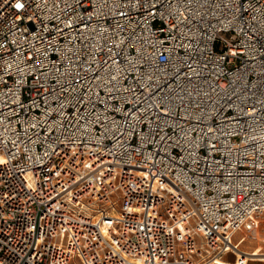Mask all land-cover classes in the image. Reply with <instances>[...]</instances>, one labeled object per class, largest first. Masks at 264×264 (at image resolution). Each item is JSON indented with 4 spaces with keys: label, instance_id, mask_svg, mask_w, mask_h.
<instances>
[{
    "label": "built area",
    "instance_id": "obj_1",
    "mask_svg": "<svg viewBox=\"0 0 264 264\" xmlns=\"http://www.w3.org/2000/svg\"><path fill=\"white\" fill-rule=\"evenodd\" d=\"M256 220L264 0H0V264H250Z\"/></svg>",
    "mask_w": 264,
    "mask_h": 264
},
{
    "label": "rangeland",
    "instance_id": "obj_2",
    "mask_svg": "<svg viewBox=\"0 0 264 264\" xmlns=\"http://www.w3.org/2000/svg\"><path fill=\"white\" fill-rule=\"evenodd\" d=\"M255 223H257V226L254 229L242 228L236 233L234 241L239 248L247 251H264V226L260 225L258 220ZM262 239L263 241H261ZM227 256L224 258L235 261L234 255ZM250 264H264V262L251 261Z\"/></svg>",
    "mask_w": 264,
    "mask_h": 264
},
{
    "label": "bare ground",
    "instance_id": "obj_3",
    "mask_svg": "<svg viewBox=\"0 0 264 264\" xmlns=\"http://www.w3.org/2000/svg\"><path fill=\"white\" fill-rule=\"evenodd\" d=\"M117 214L118 213L115 211L116 217L122 218V217L118 216ZM261 241H263V239ZM241 251H243L244 253H246V255L245 254L244 255L246 256V258H248L247 260H249V261H260V262H264V251H247V250H244V249H241ZM243 252H238V255L239 256L240 255H243ZM218 264H240V263L239 262L236 263V261H232V260H229V259H225L223 257V258H220V260L218 261Z\"/></svg>",
    "mask_w": 264,
    "mask_h": 264
},
{
    "label": "snow or ice",
    "instance_id": "obj_4",
    "mask_svg": "<svg viewBox=\"0 0 264 264\" xmlns=\"http://www.w3.org/2000/svg\"><path fill=\"white\" fill-rule=\"evenodd\" d=\"M16 7L19 8V7H21V5L17 4Z\"/></svg>",
    "mask_w": 264,
    "mask_h": 264
},
{
    "label": "crops",
    "instance_id": "obj_5",
    "mask_svg": "<svg viewBox=\"0 0 264 264\" xmlns=\"http://www.w3.org/2000/svg\"><path fill=\"white\" fill-rule=\"evenodd\" d=\"M230 255L233 256V254H229L228 256H230ZM228 256H227V257H228Z\"/></svg>",
    "mask_w": 264,
    "mask_h": 264
}]
</instances>
